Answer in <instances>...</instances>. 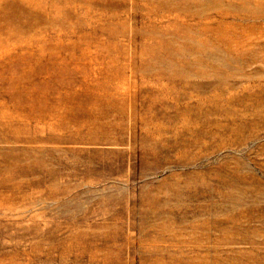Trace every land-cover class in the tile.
I'll use <instances>...</instances> for the list:
<instances>
[{
	"label": "rangeland",
	"instance_id": "rangeland-1",
	"mask_svg": "<svg viewBox=\"0 0 264 264\" xmlns=\"http://www.w3.org/2000/svg\"><path fill=\"white\" fill-rule=\"evenodd\" d=\"M0 264H264V0H0Z\"/></svg>",
	"mask_w": 264,
	"mask_h": 264
}]
</instances>
